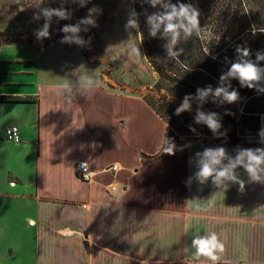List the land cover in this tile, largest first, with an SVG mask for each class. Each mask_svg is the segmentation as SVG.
I'll return each instance as SVG.
<instances>
[{
  "label": "crops",
  "instance_id": "obj_1",
  "mask_svg": "<svg viewBox=\"0 0 264 264\" xmlns=\"http://www.w3.org/2000/svg\"><path fill=\"white\" fill-rule=\"evenodd\" d=\"M11 44L12 56L0 58L7 100L0 103V212L22 219L18 231L0 222L11 234L0 264H264L261 164L253 180L248 155L233 147L182 140L163 152V121L142 98L102 86L94 56L61 41ZM55 46L61 51L48 55ZM9 127L18 129L17 143L5 138ZM155 136L150 150L141 149L143 137ZM221 150L213 175L202 177L207 153ZM82 161L88 183L74 172ZM226 169L235 179L217 180ZM213 234L223 245L216 261L194 244ZM25 244L35 252L28 262L21 261Z\"/></svg>",
  "mask_w": 264,
  "mask_h": 264
},
{
  "label": "trees",
  "instance_id": "obj_2",
  "mask_svg": "<svg viewBox=\"0 0 264 264\" xmlns=\"http://www.w3.org/2000/svg\"><path fill=\"white\" fill-rule=\"evenodd\" d=\"M139 41L146 63L156 75L152 97L143 101L165 124L163 152L180 136L196 135L198 143L233 147L264 161L260 148V119L264 115V0H131ZM181 5L196 12L195 28L176 17L175 40L166 24L153 28V17L179 11ZM59 22V21H57ZM155 31V35H153ZM0 46L13 43L2 41ZM239 49V50H238ZM247 55H244V51ZM252 64L255 81L241 82L235 64ZM219 89L224 91L217 94ZM233 92L237 99L225 97ZM7 100L0 98V103ZM186 105V107H185ZM183 108L177 112V109ZM217 124L213 130L207 120ZM209 139L219 140L211 143ZM228 140V141H226ZM264 168V162L261 163Z\"/></svg>",
  "mask_w": 264,
  "mask_h": 264
},
{
  "label": "rangeland",
  "instance_id": "obj_3",
  "mask_svg": "<svg viewBox=\"0 0 264 264\" xmlns=\"http://www.w3.org/2000/svg\"><path fill=\"white\" fill-rule=\"evenodd\" d=\"M58 12H63V15H57ZM45 28L47 35L41 36ZM66 28H75L76 31H65ZM0 33L6 36L2 41L32 40L35 48L61 41L66 49L83 57L94 56L101 67V84L106 89L139 98L145 95L152 97L151 87L156 75L143 56L131 0H0ZM12 45L0 46V58L12 56L15 47ZM58 47L50 48L47 54L61 51ZM57 60L53 59L54 66L58 64ZM95 98L105 99L102 95ZM156 138L143 137L141 149L150 150ZM180 139L194 142L207 140L196 135L180 136ZM208 141L216 143L219 140ZM136 146L133 144V147ZM21 219V216H16L11 222L0 212V222H6L8 230L18 231ZM9 237L10 232L5 234L4 230L0 231V247ZM22 254L21 261L28 262V257L35 252L25 244ZM182 254L184 256V252Z\"/></svg>",
  "mask_w": 264,
  "mask_h": 264
},
{
  "label": "clouds",
  "instance_id": "obj_4",
  "mask_svg": "<svg viewBox=\"0 0 264 264\" xmlns=\"http://www.w3.org/2000/svg\"><path fill=\"white\" fill-rule=\"evenodd\" d=\"M153 2L155 3L156 0H153ZM57 15H63V13H56ZM197 13L196 12H191L190 13V9L188 7H185L184 5H181L179 8V11L176 10V8H173L171 13L166 14V15H162V16H157V17H153L151 22H153V28L156 29L159 27L160 24H166V28L165 31L168 33H172L173 34V40H175L176 35H178L177 33V28H185V26L183 24L177 25L173 23L174 18L176 17H182L184 19L187 20L188 25L191 26V28H195L198 24V19H197ZM91 22V21H89ZM130 24L132 26H135L133 22L130 21ZM65 31H76L75 28L72 29H64ZM185 31L188 32L190 31L189 28H185ZM41 36H45L47 35V29L45 28L44 32L40 33ZM153 35H155V31H153ZM239 50V49H238ZM244 55H247V51L245 50ZM259 71L255 66H253L252 64L248 63V64H235L233 65L232 68V72L236 73L239 75V78L241 80V82L244 81H255L258 79V74ZM224 91L223 89H219L217 91V94H219L220 92ZM225 97L229 102H233L237 99V94L235 92L231 93L230 95L225 92ZM186 107V105H185ZM183 108L181 109H177V112L182 111ZM207 123L209 125L210 128H212L213 130L217 127V124L215 123V121L211 118H209L207 120ZM207 155H209L211 157V162L204 164L200 175L204 178H207L209 176H212L215 169H214V165L219 163V157L223 156V151H219L218 153H207ZM248 155V160L249 163L246 166L247 167V171L250 174V176L252 177L253 180H259L260 177L258 175V172L260 171L259 169V165L264 162L262 161V159L257 158L256 156H254L252 153H247ZM242 161V157L241 160H238L237 162H241ZM235 165H233L234 167ZM216 177L217 180H219L221 177H225V178H231V179H235V177H232L230 175V170H224V171H220V172H216ZM241 188H243V184L241 183ZM194 244L197 246L198 248V253L207 256L209 259L216 261L218 259V257L215 255L217 250L223 251V245L220 244L217 240V236L215 234H213L210 238H202V239H197L194 241Z\"/></svg>",
  "mask_w": 264,
  "mask_h": 264
},
{
  "label": "built area",
  "instance_id": "obj_5",
  "mask_svg": "<svg viewBox=\"0 0 264 264\" xmlns=\"http://www.w3.org/2000/svg\"><path fill=\"white\" fill-rule=\"evenodd\" d=\"M63 13V12H62ZM5 138L8 141L17 143L19 141V132L16 127H9L5 130ZM111 172H116L118 170L117 165H112L108 168ZM74 172L77 178L82 182H90L92 173L85 161L79 162L74 167ZM109 193L118 196L120 194V190L115 185L108 187ZM83 209L87 208V205L83 204L81 206Z\"/></svg>",
  "mask_w": 264,
  "mask_h": 264
}]
</instances>
